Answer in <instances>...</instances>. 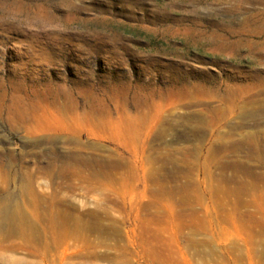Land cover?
I'll list each match as a JSON object with an SVG mask.
<instances>
[{
  "label": "rangeland",
  "instance_id": "rangeland-1",
  "mask_svg": "<svg viewBox=\"0 0 264 264\" xmlns=\"http://www.w3.org/2000/svg\"><path fill=\"white\" fill-rule=\"evenodd\" d=\"M0 264H264V0H0Z\"/></svg>",
  "mask_w": 264,
  "mask_h": 264
},
{
  "label": "bare ground",
  "instance_id": "bare-ground-1",
  "mask_svg": "<svg viewBox=\"0 0 264 264\" xmlns=\"http://www.w3.org/2000/svg\"><path fill=\"white\" fill-rule=\"evenodd\" d=\"M24 114V113H23ZM22 115V114H21ZM51 116V119L48 120L49 122H51V124L47 125L48 122L45 123V127L43 125H41V120L39 119V117H35L32 121L34 123H37L39 124V127L43 130V129H58L59 127H62L63 129L67 130V131H70L71 132V127L74 126V125H81V124H85L87 126H90L92 127V129L90 130V134L92 135H96L97 137H101L103 138L102 136L103 135H100L98 136V134L101 132V134H105L106 138L107 139H114L118 142H120V139L122 138V135H124V130H121V128L119 127H116L113 123L112 120L108 119H88L87 120H83L81 121L80 119L78 118H74V117H65V116H57V115H54V114H49ZM88 116V115H87ZM122 120V119H121ZM136 121V120H135ZM26 122L25 124H27L28 122L27 121H24ZM116 122V121H115ZM114 122V123H115ZM122 122V121H121ZM43 124V123H42ZM112 125L114 127H112ZM76 128V126H74ZM88 128V127H87ZM46 129V130H47ZM99 131L98 132H95V131ZM108 130L110 131V133H108ZM134 130V129H133ZM136 132V131H135ZM130 133V132H129ZM132 133V132H131ZM132 135V134H131ZM129 136V134H128ZM133 137V136H132ZM120 138V139H119ZM125 138V137H123ZM122 138V139H123ZM127 138V137H126ZM119 139V140H118ZM130 140V138H128ZM122 141H125L126 143V140H122ZM69 143V141H68ZM78 148V147H77ZM82 150V148H80ZM95 150V149H94ZM84 152V151H83ZM97 152V151H96ZM95 152V153H96ZM98 157V156H97ZM95 156V154H90V155H83L82 153H80L79 151H72V152H69L68 154L66 155H62L60 156L59 159H62L64 161V165L61 166V167H55L54 166H51V167H48V168H45L43 170V172L48 175L49 177H58V178H63V179H66L68 181H77V182H81V183H91L92 180H99L102 179V180H105L106 177H110L112 178V182L115 184V183H118L119 182V171H120V166H119V161H117L118 163H115V162H103V160H99ZM110 158V157H109ZM110 160V159H109ZM115 160V159H114ZM106 161V160H105ZM121 162V161H120ZM91 163H94L96 165H91ZM122 165V163L120 164ZM76 166L78 168H76ZM83 168H92L91 170L93 171L92 174H85V170ZM122 168V166H121ZM125 168V166H124ZM89 170V171H91ZM27 176V175H26ZM92 184V183H91ZM95 184V183H94ZM99 184V186H110L109 183H97ZM96 184V185H97ZM73 185V184H72ZM71 185V186H72ZM68 186V185H67ZM70 186V184H69ZM75 186V185H74ZM73 186V187H74ZM78 186V185H77ZM98 186V185H97ZM98 186V187H99ZM105 190V189H104ZM103 190V191H104ZM30 192L31 190H21V193L22 194H26L27 192ZM166 192H163V195H164V198H169V200H174L176 199V197H179L178 198V201L179 203L182 205H185L186 204V200L184 201L183 197H186L188 196V198L190 197L188 194H185L186 196L182 195L181 192L178 193V192H175V191H171V190H165ZM184 191V190H183ZM237 191V190H236ZM158 192V191H157ZM156 191L155 193L153 194L154 195V204H155V201L156 203H159V200L161 199V197H159L160 194H158ZM229 192V191H228ZM235 192V191H234ZM183 193V192H182ZM213 195L215 194L216 196L214 197L216 199V203L218 204L217 200H218V196L219 197H223L222 199L226 200L228 196L232 195L230 193H225L223 190L222 191H219V190H214L213 192ZM104 194V193H103ZM236 194V193H235ZM107 195V194H106ZM162 195V196H163ZM210 195H212L210 193ZM241 195H244L242 192H241ZM109 196V194H108ZM231 197V196H230ZM110 198V197H108ZM187 198V199H188ZM243 198V197H242ZM107 199V198H106ZM200 199V198H199ZM234 199V198H233ZM236 199V198H235ZM196 200V199H194ZM110 201V200H109ZM177 201V199H176ZM199 201V200H198ZM238 201V200H237ZM240 201V200H239ZM111 202V201H110ZM189 202V201H188ZM225 202V201H224ZM194 203V202H193ZM196 203V202H195ZM174 204V203H172ZM178 205V204H177ZM177 207V206H176ZM188 207V206H186ZM183 209V208H182ZM185 209V208H184ZM189 210V209H188ZM193 210V209H192ZM16 211L11 209V210H8V215L7 217H9V220L13 221V220H16L18 219V221L20 222H23V223H27V219L21 215H16ZM193 216V215H192ZM182 217V216H181ZM186 218V217H185ZM193 218V217H192ZM187 219V218H186ZM202 222L199 223V225H202L201 224ZM190 224V223H189ZM205 229V228H204Z\"/></svg>",
  "mask_w": 264,
  "mask_h": 264
}]
</instances>
